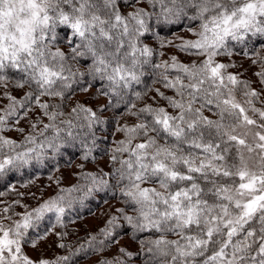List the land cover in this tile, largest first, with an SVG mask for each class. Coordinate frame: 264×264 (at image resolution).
<instances>
[{
  "label": "snow or ice",
  "instance_id": "1",
  "mask_svg": "<svg viewBox=\"0 0 264 264\" xmlns=\"http://www.w3.org/2000/svg\"><path fill=\"white\" fill-rule=\"evenodd\" d=\"M146 3L149 10L122 14L119 0H0V85L7 87L11 71L18 75L15 87L28 89L20 98L3 93L8 103L0 107V174L58 153L77 138L95 140L92 129L104 123L96 111L81 103L64 110L82 79L91 77L90 86L101 82L100 93L109 97L102 110L124 103L149 67L175 93L164 96L157 89L175 114L152 105L129 107L138 122L118 128L124 139L110 157L118 167L82 172L83 184L62 188L23 213L0 209V264H70L85 247L102 250L119 227L117 216L100 230L103 239L90 236L67 255L34 261L24 246L49 214L62 224L73 203L109 187L119 188L131 209V215L117 209L123 220L154 234L142 241L148 264H264V108L256 107L261 93L228 72L233 65L217 60L231 55L236 44L264 37V0ZM182 19L197 27L189 28L195 39L178 47L203 59L185 64L173 56L171 64L152 63L154 50L141 41L152 29L150 21ZM61 39L69 40L70 53L57 46ZM85 57L91 63L81 71L77 65ZM257 57L253 63L261 67L255 75L264 84V56ZM133 95L142 98L140 92ZM34 109L39 114L33 119ZM205 109H215L217 118L204 115ZM22 120L29 121L27 133ZM9 130L21 139L3 134ZM131 255L120 249V256L103 264H125L122 257Z\"/></svg>",
  "mask_w": 264,
  "mask_h": 264
},
{
  "label": "rangeland",
  "instance_id": "2",
  "mask_svg": "<svg viewBox=\"0 0 264 264\" xmlns=\"http://www.w3.org/2000/svg\"><path fill=\"white\" fill-rule=\"evenodd\" d=\"M136 3L138 4V6L148 9L146 0H137ZM127 11H132V8H128ZM195 28L196 27H194L193 29ZM192 39H195L193 32L189 31V28H186L172 34L168 38V41L164 40L163 42H159V40L148 39L145 41V43L151 44L152 48L157 51L159 63L167 61L169 64H171V57L174 56L176 57L178 62L188 64L193 61L199 62V60L203 59V57L189 55L187 52L182 51L181 48L178 47L183 45L184 41ZM254 39L255 37H251L248 40L247 44H236V46L234 47L235 50L233 48L231 49V55H223L217 57V60L218 62L233 65L232 67H229L227 71L238 74L240 78H256V84H258L257 89L261 93V103H263L264 105V84L258 81L257 79L259 77L255 75V73L260 70V65L258 63H253V60L258 58L257 54H259V56H263V54L261 51H259V49L251 54L250 50H253L252 47L254 45ZM163 45L164 47H162ZM261 50L264 51V49ZM155 78L160 80L159 74H157ZM8 84L9 83H7V86ZM156 88H158L160 90V93H163L164 96L175 95L173 91H170L171 89L165 87L163 88V84H160L159 82L158 85H156L146 93L148 94V101L134 102L133 104H135V106L138 108L145 105H152L153 107H164L169 113L175 114V110L168 107V101L161 97L159 94L157 95ZM25 90L26 88L12 89L9 87L8 89V87L0 85V107H3L8 103L7 99L3 98L4 92H10L11 95L20 98ZM93 94V90L87 89V91L75 95V97L78 98L77 103H81L88 107L102 105L105 103V99L102 97H99L96 101H93ZM150 98L152 99V101H149ZM127 111H125V113L117 115L119 121L117 125L118 128L125 124L133 125L138 122V120L135 119V116L129 114V112ZM133 111H135V109H133ZM38 114L39 109H34L33 112L29 115L34 119ZM249 114L251 115V113ZM20 127H23L25 129V133L28 132L29 121L22 120L20 123ZM3 134L16 140L21 139V135L14 130L6 131ZM122 139H124V133H115L111 143L109 144L108 152H106L104 155L102 154L101 156L95 157L94 162L87 163L86 165L82 161L84 155L80 154L78 155V157L67 160L65 164L57 167L50 173L47 172L46 174H43V171H32L29 175L31 178H28V180L23 184L12 188V192L0 194L1 209H3L4 207H8V204L4 203V201H8L9 203L14 204L13 211L15 213H23L25 211V206H27L28 209L36 207L38 203H42L50 197L57 195L60 189L70 188L75 185L84 170L92 172L98 169H107L111 162V150L116 147V142ZM115 166H119L118 163L115 164ZM108 199L109 198L105 199L97 196V205L91 207L87 213L66 214L64 216V223L62 227L60 225H57L55 216L49 214L50 218L45 219L46 225H44V227L40 229L37 228L32 231L29 243L24 246L25 254L34 261H38L41 258L52 259L56 256L66 255V252H62V248L58 247L61 242L64 243L66 241H70V238L72 237L74 238L73 242L75 243L77 240L83 241L87 239V236H95L99 234L100 230L102 228H105L108 220L112 216H120V214L117 212V209L122 208L121 200ZM106 200L110 202H106ZM16 201H19V203H15ZM119 220L120 217L118 218L117 222ZM72 229L75 232H72ZM57 233L65 234V237H63V235L58 236ZM70 233L72 234L69 235ZM37 235L41 237L38 240ZM33 240L36 241V246L32 245L31 241ZM138 246L139 244L133 241L129 233H123L122 235H118L113 238L111 242H108L106 246L102 248V251H99L94 255H90L88 258H85L76 264H95L102 256L117 257L120 256V249L131 252L135 251ZM134 262L137 263L138 261L135 260Z\"/></svg>",
  "mask_w": 264,
  "mask_h": 264
},
{
  "label": "trees",
  "instance_id": "3",
  "mask_svg": "<svg viewBox=\"0 0 264 264\" xmlns=\"http://www.w3.org/2000/svg\"><path fill=\"white\" fill-rule=\"evenodd\" d=\"M137 0H119V8L122 14H127L128 8H132V10L135 7H140L136 3ZM146 10H149L145 8ZM130 12V11H129ZM150 24L152 25V29L149 33L146 34L145 37L141 38V41L143 44H146L145 41L148 39H154V40H159V42H163L164 40L168 41V38L174 34L177 31H180L182 29L186 28H194L197 27V22H192L188 19H182L179 21H176L171 24H164V25H157V22L155 20L150 21ZM63 35V34H61ZM79 41L77 40L75 43H78ZM253 50L251 51V54L259 49V51L262 52L264 56V51L261 49H264V37H255L254 43H253ZM149 47L152 48L151 44H146ZM57 46L61 48V50L65 51L66 53L71 52V46H69V40L68 39H61L57 42ZM159 46V45H157ZM164 47V45L162 46ZM161 47V48H162ZM154 56L152 58V63H159L158 56H157V51H155L154 48ZM234 49V48H233ZM235 50V49H234ZM91 63L90 58H81V62L77 67L80 68L81 71H84L88 64ZM260 65V64H259ZM261 67V65H260ZM145 76L142 77V82L139 85H135L133 89L130 91L129 95L125 98L124 103H119L116 100H113L112 103L116 104L119 103L118 108H113L111 106H108L106 109L102 110V106L109 105V97L102 95L99 91V89L102 87V84L99 80L95 81V86H90L89 81H91V77H88L87 80L82 79L80 86L73 91L67 100H65L64 103V110L65 112L70 111L71 107H73L77 103V99L75 95L81 94L84 91L81 89H91L94 91L93 96V101H96L99 97H102L105 99V103L102 105H95L91 106L94 111H96L97 115L104 121L103 124L96 125L93 129L92 132L95 134V140L93 141V138L91 135H88L84 137L83 139L77 138L75 141L69 142L67 145H65L58 153H52L49 152L48 155L38 161H33L29 165H26L22 168H17V169H12L10 171H7L3 174H0V194L3 193H9L12 192V188L15 186L23 184L25 181L28 180V178H31L29 175L32 171L37 170V171H43V174H46L47 172L50 173L51 171L55 170L57 167L63 165L66 163L67 160L73 159L75 157H78V155L83 154L85 155L86 152H89V149L91 150L88 159H82L83 163L86 165L87 163L94 162L95 157L101 156L102 154L104 155L106 152H108L109 149V144L111 143L115 133H118L121 131L118 130V117L117 115H120L122 113H125L129 109V107L134 103V102H145L147 100V95L146 94L148 91H150L152 88H154L156 85L163 84L161 80L155 78L158 72H153L151 68H146L145 69ZM9 79L7 81L8 84V89L9 87L14 89L15 87V81L18 78V75L9 71L7 73ZM171 75H175V72L173 71ZM240 79L242 80H247L251 82V87L256 88V90L259 92L257 89L258 84H256V78H250L248 79L247 77H241ZM260 81V78L257 79ZM26 91H28L27 87H25ZM164 88V85H163ZM156 88V93L158 95ZM154 90V89H153ZM170 91H173L172 89ZM135 92H140L142 94L141 99H136L133 93ZM160 92V90H159ZM174 92V91H173ZM24 93L21 95V97L24 95ZM174 96V95H173ZM91 100V99H90ZM149 101H152L150 98ZM59 102V100L55 101ZM88 107V106H87ZM142 106H140L141 108ZM256 107L264 108L263 103H261V98L260 100L256 103ZM140 108L136 107L135 111H138ZM128 112V111H127ZM215 109L213 111H208L207 109L204 110V115L208 116L211 119H216ZM150 118V117H149ZM135 119L138 120L137 116H135ZM46 122V120H45ZM85 132H87V129H85ZM27 133V132H26ZM123 133V132H122ZM108 146V147H107ZM233 151H235L233 149ZM115 166L112 162H110L109 166L107 169H98L96 171H92L91 173H96L100 174L103 172H109L111 171ZM88 170H84L83 173H88ZM85 181L83 180L82 176L80 175V178L76 184H83ZM111 183L114 184V181ZM97 196L102 197V198H109V199H120L121 200V205L122 208H125L124 201L120 195L119 188H113L109 187L107 189L98 191V192H93L90 196L87 198L83 199L82 201H76L73 203L71 208H69L66 211V214L70 213H87L89 209L93 206H96V198ZM108 199V200H109ZM106 200V202L108 201ZM110 202V201H108ZM5 204H8V207L11 206L12 210L14 209V204L9 203L8 201H4ZM1 209V207H0ZM65 214V215H66ZM125 214L131 215V209L125 208ZM119 216V214H118ZM120 220L116 222L119 227H116L113 230V237H110L108 239V242H111L113 238H115L118 235H122L123 233L131 236L133 241L137 242L139 244L138 248L135 251H126L127 253H131V256H124L122 259H124L125 264H148L149 261V256L146 253L145 249L147 247L146 244L142 245V241H147L150 238H155L154 234L148 231L141 232L135 229L132 225L128 224L126 221L123 220L122 216L120 215ZM56 220V219H55ZM118 220V219H117ZM57 223V222H56ZM64 223V218L62 221V224H57L60 225L61 227L63 226ZM46 225V221L44 220L38 227V229L44 227ZM72 232H75L73 229L71 230ZM32 234V233H31ZM70 233L69 235H71ZM95 236H98V239H103V236L99 233ZM65 237V234L63 235ZM90 236H87V239ZM87 239L83 241H76L75 243L73 242L74 238H70V241L64 242L66 245L65 248H62V252H66V255L69 254L70 251L75 252L77 248H79L82 244L86 245ZM79 242V243H78ZM107 242V243H108ZM78 243V244H77ZM77 245V246H76ZM106 246V245H105ZM103 246L102 248H104ZM99 247V246H98ZM102 251V250H100ZM99 251L95 250H90L87 247H85L84 250L79 252L78 254L74 255L72 257V261L70 264H76L79 261L88 258L90 255H94ZM116 256L112 257H106L102 256L97 263L95 264H103L104 261H110L114 259ZM137 260L138 262H134ZM140 261V262H139Z\"/></svg>",
  "mask_w": 264,
  "mask_h": 264
}]
</instances>
